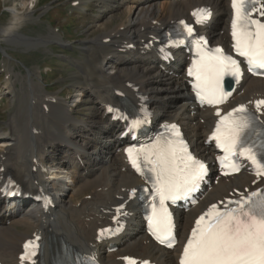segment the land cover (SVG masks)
Wrapping results in <instances>:
<instances>
[{
  "label": "bare ground",
  "instance_id": "1",
  "mask_svg": "<svg viewBox=\"0 0 264 264\" xmlns=\"http://www.w3.org/2000/svg\"><path fill=\"white\" fill-rule=\"evenodd\" d=\"M19 1L20 9L9 8L12 21L0 31L3 36L0 39L26 48L44 43L18 31L32 16L31 6L38 0ZM94 2L101 11L98 25L105 27L117 15L120 23L81 43L83 54L75 64L74 97L60 101L57 96L46 94L35 82L39 77L30 71L20 77L13 71L7 73L4 90L13 111L5 129L0 128V191L10 177L20 192L46 193L53 207L43 211L27 199L16 196L13 200L6 199L0 192V264H20L22 243L32 235L47 233L62 238L100 264H122L120 259L125 255L150 259L156 264H176L179 247L164 251L144 235L134 200L124 204L123 210L116 209L128 199L129 192L140 185V180L124 163L121 152L124 141L119 139L122 129L109 121L106 108L119 104L121 95H125L151 112L155 126L179 124L193 152L205 160L211 159L213 150L205 140L215 119L210 111L193 106L184 76L183 57L172 54L173 60L165 65L157 50L160 33L167 26L189 18L191 10L205 4L213 8V25L207 28L206 35L213 44H226L228 2ZM124 7L127 10L121 11ZM58 38L52 39L60 41ZM16 83L20 84L19 90ZM3 95L0 91V97ZM78 97L82 98L78 100ZM259 99H264V80L244 78L229 108L247 103L253 108ZM82 106L88 107L86 120L75 117V111ZM262 118L264 120V114ZM214 180L215 184L204 192L197 206L177 216L179 245L198 214L213 204L221 207L237 199L243 194V188L254 190L251 186L254 178L246 172L232 178L214 177ZM68 183L71 184L68 186ZM85 193L89 198L80 199ZM116 215L125 222V230L115 239L116 253L108 254L101 233Z\"/></svg>",
  "mask_w": 264,
  "mask_h": 264
},
{
  "label": "snow or ice",
  "instance_id": "2",
  "mask_svg": "<svg viewBox=\"0 0 264 264\" xmlns=\"http://www.w3.org/2000/svg\"><path fill=\"white\" fill-rule=\"evenodd\" d=\"M232 8V36L237 55L246 59L250 71L264 69V22L253 18L255 12L264 17V2L232 0ZM193 15L200 23L206 19L208 12L200 9ZM184 27L191 35L192 28L187 24ZM199 45L198 41V49ZM199 55V60L189 71V75L196 81L193 88L197 97L209 105L223 103L228 95L223 91V77L231 75L238 81L241 76L239 63L231 56L224 55L220 48L212 52L200 50ZM262 106L264 100L256 102L258 110ZM245 112V106L241 105L222 116L211 139L216 141L225 154L220 161L228 169L225 175L240 170L233 159L239 156L250 161L258 177L264 176V153L258 157L256 146L249 144L246 139L251 123L243 115L236 116V113ZM216 115L221 114L217 111ZM171 131L175 138L157 140L153 145L140 149H128L129 158L137 172L144 175L141 157L144 164L149 166L147 171L151 173L154 200H159V209L153 204L149 223L152 235L161 243L171 241L172 238L171 218L165 202L186 197L195 190L205 174V165L188 152L187 146L179 139L180 133L175 125H171ZM261 147L264 148V144ZM232 204L235 207H229ZM168 246L173 245L169 242ZM30 247H34L31 242L25 245L26 249ZM30 255H35V252ZM28 258L30 256L22 257ZM129 264L135 262L129 261ZM180 264H264V196L253 192L246 198L228 201L223 210L213 204L196 220L191 237L183 249Z\"/></svg>",
  "mask_w": 264,
  "mask_h": 264
},
{
  "label": "rangeland",
  "instance_id": "3",
  "mask_svg": "<svg viewBox=\"0 0 264 264\" xmlns=\"http://www.w3.org/2000/svg\"><path fill=\"white\" fill-rule=\"evenodd\" d=\"M72 1L77 0H38L32 16L20 25L19 33L43 41L40 46L26 48L7 44L0 39V49H3L8 56L0 55V91L4 93L0 97V128L5 129V123L13 111L9 95H6L4 90L8 71H13V74L18 76H27L30 71L39 77L35 82L46 94L57 96L60 101H68L76 95L72 86L77 71L76 61L80 60V55L83 54L81 43L96 37L102 30L113 29L120 23V17L117 15L118 18L116 16L105 27H101L96 23L101 12L96 7L94 2L96 0H90L91 2L84 0L82 3L78 0V8L86 2L83 9H73ZM16 6L18 9L21 8L19 0H0V31L11 23L12 15L9 8ZM125 10L126 7L121 11ZM0 36L3 38L2 35ZM57 36L60 41L52 39ZM10 76L13 78V75ZM16 89H20V84L16 83ZM84 104H87L86 101ZM87 110V106L78 108L75 117L86 120L85 116L89 115ZM87 193L80 195L79 198L88 199Z\"/></svg>",
  "mask_w": 264,
  "mask_h": 264
}]
</instances>
